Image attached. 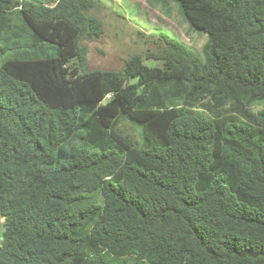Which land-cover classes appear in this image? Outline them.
<instances>
[{"label": "trees", "instance_id": "1", "mask_svg": "<svg viewBox=\"0 0 264 264\" xmlns=\"http://www.w3.org/2000/svg\"><path fill=\"white\" fill-rule=\"evenodd\" d=\"M157 1L208 36L204 61L164 35L121 72L85 71L99 0H0V54L21 51L0 60V264H117L89 243L132 264H264V0Z\"/></svg>", "mask_w": 264, "mask_h": 264}, {"label": "rangeland", "instance_id": "2", "mask_svg": "<svg viewBox=\"0 0 264 264\" xmlns=\"http://www.w3.org/2000/svg\"><path fill=\"white\" fill-rule=\"evenodd\" d=\"M53 5L54 3H48ZM103 24L104 33L98 38L86 37L82 44L88 48V61L85 71L113 70L121 72L126 60L135 55H144L147 51H156L164 46L166 35L176 41L185 44L200 60L204 61V47L208 42V36L196 31L182 15L180 7L171 1L161 3L157 0H99L98 7L92 11ZM19 16L13 15L11 23L13 27L21 31L30 40V33L22 24ZM11 33L4 32L0 36V48L13 46L14 40L8 39ZM52 56H57L58 47L46 44L41 47ZM21 52V51H20ZM16 50L0 54V60L13 58L21 54ZM148 66L159 65L155 61H146ZM264 104L259 103L254 107L257 112L263 109ZM117 132L123 137L139 141L141 134L138 129L129 123L123 122L117 127ZM102 220L100 217L96 223ZM95 226V225H94ZM94 226L85 232L86 237L91 238ZM3 235V222L0 220V245ZM87 255L103 252L109 261L117 264H132L138 257L136 254L120 256L116 252H104L93 243L86 248ZM142 264H152L151 259L142 260Z\"/></svg>", "mask_w": 264, "mask_h": 264}, {"label": "crops", "instance_id": "3", "mask_svg": "<svg viewBox=\"0 0 264 264\" xmlns=\"http://www.w3.org/2000/svg\"><path fill=\"white\" fill-rule=\"evenodd\" d=\"M0 220L2 221V222H4V219L0 216Z\"/></svg>", "mask_w": 264, "mask_h": 264}, {"label": "water", "instance_id": "4", "mask_svg": "<svg viewBox=\"0 0 264 264\" xmlns=\"http://www.w3.org/2000/svg\"><path fill=\"white\" fill-rule=\"evenodd\" d=\"M5 220V218H3Z\"/></svg>", "mask_w": 264, "mask_h": 264}]
</instances>
